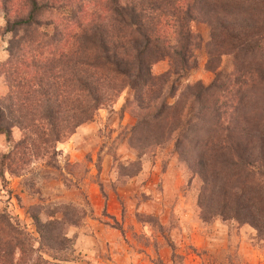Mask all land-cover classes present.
<instances>
[{
  "label": "trees",
  "instance_id": "1",
  "mask_svg": "<svg viewBox=\"0 0 264 264\" xmlns=\"http://www.w3.org/2000/svg\"><path fill=\"white\" fill-rule=\"evenodd\" d=\"M0 13V35L10 34L0 134L21 133L0 155L1 180L2 166L15 174L51 159L54 144L125 90L128 147L141 155L171 143L196 180L199 219L245 224L264 245V0H0ZM200 49L211 79L189 83ZM82 215L70 207L61 219L30 215L34 238L0 211V264H47L42 253L66 261V226Z\"/></svg>",
  "mask_w": 264,
  "mask_h": 264
},
{
  "label": "rangeland",
  "instance_id": "2",
  "mask_svg": "<svg viewBox=\"0 0 264 264\" xmlns=\"http://www.w3.org/2000/svg\"><path fill=\"white\" fill-rule=\"evenodd\" d=\"M191 28L207 40L204 24L194 22ZM9 36L1 35L4 52ZM204 62L200 49L197 66L185 81L209 82ZM165 68L164 60L151 67L153 73ZM6 90L0 75V96ZM126 93L123 90L114 103L99 108L93 120L54 144L51 159H34L15 174L2 166L0 211L34 238L30 215L41 221L61 219L65 207L84 213L77 224L66 226L71 250L59 254L68 259L58 261L42 253L47 264H264V245L249 226L199 219L196 180L182 170L171 143L141 155L128 147L133 118L119 112ZM10 134L9 140L0 134V155L21 137L16 127Z\"/></svg>",
  "mask_w": 264,
  "mask_h": 264
},
{
  "label": "crops",
  "instance_id": "3",
  "mask_svg": "<svg viewBox=\"0 0 264 264\" xmlns=\"http://www.w3.org/2000/svg\"><path fill=\"white\" fill-rule=\"evenodd\" d=\"M2 24H3V18L0 16V27L2 26ZM2 38H5V37H2ZM0 39H1V35H0ZM5 39H6V38H5ZM0 43L3 44V46H4V44H5V40L1 39V40H0ZM4 58H5V52H4V50H2V48H1V49H0V61L4 60Z\"/></svg>",
  "mask_w": 264,
  "mask_h": 264
}]
</instances>
